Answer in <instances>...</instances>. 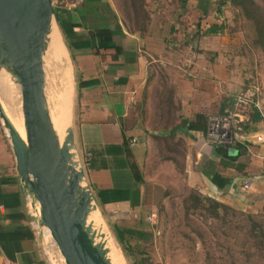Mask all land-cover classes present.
<instances>
[{
    "label": "crops",
    "instance_id": "0c3cea01",
    "mask_svg": "<svg viewBox=\"0 0 264 264\" xmlns=\"http://www.w3.org/2000/svg\"><path fill=\"white\" fill-rule=\"evenodd\" d=\"M62 11L69 13L73 26L71 61L83 80H99L81 92L77 80L74 136L101 214L128 228L156 217V207L175 184L163 181V171L155 175V166L162 170L170 165L173 175L178 174L173 155L160 161L162 148L163 154L166 148H186L182 166L188 190L199 188L208 197L231 204L248 197L241 193V182L248 179L247 193L257 205H264V140L254 143L250 136L234 153L240 155L235 166H228L215 155L217 145L207 139L209 117L227 113L234 98L230 86L224 92L212 78L219 66L201 58L183 62L180 51L167 48L166 38L158 33H131L107 0H81ZM103 31L111 34L110 42L99 35ZM253 107L261 120L248 132L264 135V116ZM12 114L16 130L24 133L23 115L13 110ZM199 115L205 118L202 124L197 122ZM214 174L224 180L223 188L214 184ZM31 201L0 115V264H49Z\"/></svg>",
    "mask_w": 264,
    "mask_h": 264
},
{
    "label": "rangeland",
    "instance_id": "374dc122",
    "mask_svg": "<svg viewBox=\"0 0 264 264\" xmlns=\"http://www.w3.org/2000/svg\"><path fill=\"white\" fill-rule=\"evenodd\" d=\"M80 1L52 0V4L54 8L62 10ZM107 1L112 5L126 30H130L131 33L141 31L139 33L143 36L148 33H158L166 38L164 44L167 48L180 51L183 62L186 61L185 59L201 58L204 62L207 61V64L219 66V72L212 77L216 86L218 88L220 85L224 86V92L230 86L231 97L250 94L254 106L259 108L264 116V48L256 43L258 36L253 20L247 18L228 1L186 0L184 6L181 0ZM254 1L264 9V0ZM55 21L56 18L52 19L51 28L58 33L70 59L68 47ZM213 25L223 27V33L206 35L207 30ZM51 61L50 65H47L45 47L43 67L47 79H45L47 108L51 114L50 110H53L51 98L60 99L58 106L62 114L64 112L67 123L65 137L69 129H72L74 136L79 112L77 80L80 74L71 59L68 61L67 58L59 65L58 62ZM0 76L7 86V89L3 90L1 78L0 111L3 110L10 119L13 117L12 110L14 114L23 115L21 86L6 63L0 67ZM252 107L245 109L248 116L252 113ZM12 120L15 122L14 119ZM19 132L22 139L26 141V131L22 133L19 130ZM64 150L61 149L62 152ZM162 151L163 148L160 150V161L169 159V156L173 155L178 174L173 175L170 165L162 170L157 165L154 173L156 175L158 171H163V181L168 184L174 183L175 187L169 189L168 196L156 207L155 218L142 219L141 222L148 224L149 227H145L143 238L133 237L130 240L131 252H126L115 237L113 225L116 221L99 212L102 224L113 239L117 248H115L116 253H119L122 264H137V262L142 264H264V205H257L253 201L254 198L247 193L250 188L247 191L241 190L244 196L248 195L246 199L231 202V204L222 203L228 209H219L215 213L210 204L204 200L208 197L205 193H201L199 188L188 190L183 185L182 158L187 151L186 148H166V154ZM70 154V163L73 168L85 174L84 159L77 148L75 136ZM81 187L91 191L85 176ZM199 196L202 202L197 204L196 198ZM30 197L47 262L67 264L51 232L40 222L39 201L32 194Z\"/></svg>",
    "mask_w": 264,
    "mask_h": 264
},
{
    "label": "water",
    "instance_id": "95a60500",
    "mask_svg": "<svg viewBox=\"0 0 264 264\" xmlns=\"http://www.w3.org/2000/svg\"><path fill=\"white\" fill-rule=\"evenodd\" d=\"M52 19V0H0V67L6 63L21 85L26 141L3 110L0 115L11 137L18 174L39 201L40 222L51 231L66 263L109 264L89 239L87 216L98 207L92 192L81 187L85 174L70 163L72 129L65 137L62 160L56 159L58 142L47 108L43 67Z\"/></svg>",
    "mask_w": 264,
    "mask_h": 264
},
{
    "label": "trees",
    "instance_id": "16d2710c",
    "mask_svg": "<svg viewBox=\"0 0 264 264\" xmlns=\"http://www.w3.org/2000/svg\"><path fill=\"white\" fill-rule=\"evenodd\" d=\"M182 6L185 5L187 2L186 0H181ZM228 1L232 6L237 8L242 14H244L247 18L252 19L255 27L256 32L258 36V41L256 42L257 45H260L264 48V9H262L254 0H226ZM55 11V18L56 22L59 25L60 29L62 30L64 36L66 37V44L68 45V48L71 51L72 59L74 60V53H73V47L71 46L69 42V38H71V33H69V28L73 27L70 25L69 21V13L67 11H62L59 9L54 8ZM223 33V27L218 25H213L210 27L209 30H207L206 35H217ZM99 35L107 42H110L112 40V36L109 32L103 31L99 32ZM99 84V80H90L86 81L83 80L80 76L78 79V91L81 92V90L86 88H92ZM80 94V93H79ZM234 99V98H233ZM233 101V100H232ZM259 120H261L260 113L257 109L252 107V113L249 114V119L247 122L244 123V129L250 130L251 125L257 123ZM205 121V118L203 115H199L197 117L198 123H203ZM242 146L236 145V146H227V145H217L215 146V155L220 157L222 163L228 166H235V162L238 160L240 155H234V153H238L241 151ZM213 182L216 186L219 188H223L225 185L224 180L217 175L214 174L213 176ZM197 204L202 202L201 196L197 197ZM206 202H208L211 206V209L217 213L219 209H228V207L217 200L206 197L204 198ZM113 230L115 237L123 247V249L126 252L132 251V246L130 244V240L133 237H136V239L143 238L144 236V230L145 227L142 225V222H140V225L135 228H128L121 226L119 224L113 225ZM119 254V253H118ZM137 264H142L140 262H137Z\"/></svg>",
    "mask_w": 264,
    "mask_h": 264
},
{
    "label": "bare ground",
    "instance_id": "6f19581e",
    "mask_svg": "<svg viewBox=\"0 0 264 264\" xmlns=\"http://www.w3.org/2000/svg\"><path fill=\"white\" fill-rule=\"evenodd\" d=\"M51 25H52V22L49 26V29H48V32L46 35V39H45L46 60H47V65L50 63L51 60L58 62L57 64L59 65L62 62H65V60L68 58V55H67L65 48L63 47V45L61 43V40H60L58 33L56 32L55 29L51 28ZM43 64L45 65V63H43ZM47 65H46V68L49 69ZM63 73L64 72H62V74ZM63 75L65 76V74H63ZM49 77H50V75H49ZM55 77H56V75H55ZM51 80H53V78ZM49 87H51V86H49ZM52 94H54V92ZM51 97H52V95H51ZM55 98L56 97L51 98L53 101V104H52L53 110H50V111H52L50 115H51V120H52V124H53L54 131H55L56 139L58 142L57 143L58 150H57L56 159L60 163V160H62V158L64 156L63 153H65V150H64V152H62L61 149H65V146H66V144H65L66 139H64V137L66 135L65 132L67 129V127H66L67 123H66V120L64 118V112L62 114L60 107L58 106L60 99L58 100V98H56V99ZM26 139H27V137H26ZM100 217L101 216L99 215V211L97 209H91L90 210V213L87 216V220H86L87 225L90 226L89 239L91 240L92 245L94 247L98 248L99 251L104 253V257L109 262V264H122L121 257L116 253L112 238H111V236H109V234L105 230Z\"/></svg>",
    "mask_w": 264,
    "mask_h": 264
},
{
    "label": "built area",
    "instance_id": "2783aa9c",
    "mask_svg": "<svg viewBox=\"0 0 264 264\" xmlns=\"http://www.w3.org/2000/svg\"><path fill=\"white\" fill-rule=\"evenodd\" d=\"M250 97V94H240L234 97L231 108L227 113L216 114L209 117L207 139L210 143L215 145L236 146L244 144L250 136L254 143L264 140L263 134H251L244 129V123L248 121V115L245 109L248 107L251 108V105H255ZM250 187V180L246 179L241 182L243 191H247Z\"/></svg>",
    "mask_w": 264,
    "mask_h": 264
}]
</instances>
